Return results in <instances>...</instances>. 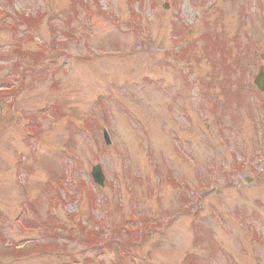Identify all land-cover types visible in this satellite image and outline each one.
Listing matches in <instances>:
<instances>
[{"label": "rangeland", "instance_id": "rangeland-1", "mask_svg": "<svg viewBox=\"0 0 264 264\" xmlns=\"http://www.w3.org/2000/svg\"><path fill=\"white\" fill-rule=\"evenodd\" d=\"M261 68L264 0H0V264H264Z\"/></svg>", "mask_w": 264, "mask_h": 264}, {"label": "water", "instance_id": "water-1", "mask_svg": "<svg viewBox=\"0 0 264 264\" xmlns=\"http://www.w3.org/2000/svg\"><path fill=\"white\" fill-rule=\"evenodd\" d=\"M261 80L262 83L259 81ZM255 83L257 84V86L259 87V89H261L262 91H264V79L263 78H256ZM259 84H261L262 86H260ZM92 175L94 177V180L98 183V184H102V179L103 176L101 174L100 171V167L99 166H95L92 170Z\"/></svg>", "mask_w": 264, "mask_h": 264}, {"label": "flooded vegetation", "instance_id": "flooded-vegetation-1", "mask_svg": "<svg viewBox=\"0 0 264 264\" xmlns=\"http://www.w3.org/2000/svg\"><path fill=\"white\" fill-rule=\"evenodd\" d=\"M216 47V46H215Z\"/></svg>", "mask_w": 264, "mask_h": 264}]
</instances>
